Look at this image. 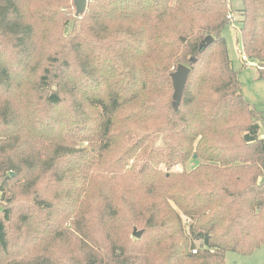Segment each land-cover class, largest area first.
<instances>
[{"label":"trees","instance_id":"trees-1","mask_svg":"<svg viewBox=\"0 0 264 264\" xmlns=\"http://www.w3.org/2000/svg\"><path fill=\"white\" fill-rule=\"evenodd\" d=\"M240 2L236 20L231 0L80 16L0 0V264H225L264 246V113L222 36L264 83V0Z\"/></svg>","mask_w":264,"mask_h":264},{"label":"rangeland","instance_id":"rangeland-1","mask_svg":"<svg viewBox=\"0 0 264 264\" xmlns=\"http://www.w3.org/2000/svg\"><path fill=\"white\" fill-rule=\"evenodd\" d=\"M231 6L235 19L238 20V10L241 8L240 0H231ZM222 36L225 39L228 57L233 69L239 72L238 79L244 99L253 105L257 111L264 113V83L258 78L255 66L241 69L244 64L241 61V45L238 41V33L231 26H227L223 30ZM259 136H264L262 129L259 131ZM191 167H193V164H191ZM174 171L180 172L181 168L176 167ZM225 264H264V246L255 250L250 256L226 253Z\"/></svg>","mask_w":264,"mask_h":264},{"label":"water","instance_id":"water-1","mask_svg":"<svg viewBox=\"0 0 264 264\" xmlns=\"http://www.w3.org/2000/svg\"><path fill=\"white\" fill-rule=\"evenodd\" d=\"M73 6L76 11V15L80 16L84 14L86 10L87 0H72ZM184 42V39H182ZM211 42V38L207 37L204 41L205 44H209ZM189 74V69L185 66H178L176 70L171 75L172 87L174 90L173 100L177 104L180 102L182 93L186 84V80ZM141 232L133 231L134 238H140Z\"/></svg>","mask_w":264,"mask_h":264},{"label":"built area","instance_id":"built-area-1","mask_svg":"<svg viewBox=\"0 0 264 264\" xmlns=\"http://www.w3.org/2000/svg\"><path fill=\"white\" fill-rule=\"evenodd\" d=\"M241 61L244 63L245 67H254L255 66V64L250 63L244 55L241 57ZM192 253H195V252L193 251Z\"/></svg>","mask_w":264,"mask_h":264}]
</instances>
